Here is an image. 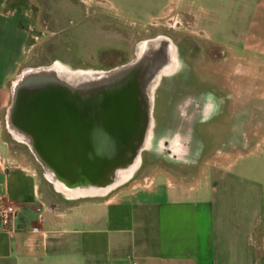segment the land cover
I'll use <instances>...</instances> for the list:
<instances>
[{"label":"crops","instance_id":"obj_1","mask_svg":"<svg viewBox=\"0 0 264 264\" xmlns=\"http://www.w3.org/2000/svg\"><path fill=\"white\" fill-rule=\"evenodd\" d=\"M25 2L0 0V119L13 94L5 127L0 120V205H26L17 231L4 229L0 220V264H264V181L258 168L244 162L212 169L202 178L205 185L200 182L185 196L178 195L163 173L147 185L122 188L109 197L106 186L72 192L49 178L46 162L74 186L100 180L99 167L131 147L138 82L145 57L157 52L152 65L157 71H145L157 78L145 138L146 147L151 145L157 128L154 95L163 79L176 76L178 54L170 37L162 34L137 42L126 60L107 63L106 58L96 60L106 57L105 36L101 44L98 30L72 29L66 53L49 67L52 81L18 90L16 96L9 82L32 39L33 16ZM106 2L144 23L174 11L168 5L157 13L127 12ZM178 4L184 32L237 55L264 54V0ZM164 69L171 70L161 73ZM10 119L30 133L44 158L15 137ZM27 150L42 164L43 175L24 160L21 153ZM141 152L130 172L110 178L112 190L132 179ZM157 175L163 176L160 182Z\"/></svg>","mask_w":264,"mask_h":264},{"label":"rangeland","instance_id":"obj_2","mask_svg":"<svg viewBox=\"0 0 264 264\" xmlns=\"http://www.w3.org/2000/svg\"><path fill=\"white\" fill-rule=\"evenodd\" d=\"M25 1L33 16L32 39L24 62L9 82L11 92L23 72L49 68L66 53L72 29L98 30L103 35L101 44L105 36L106 57L96 60L106 58L107 63H118L121 57L126 60L137 42L162 34L170 37L177 51L176 76L163 79L154 95L152 120L157 128L152 144L141 152L132 179L113 190L108 183V197L122 188L147 185L158 173L165 174L178 195L185 196L200 182L205 185L202 178L212 169L231 161L258 168L264 181V54L237 55L216 42L184 32L178 0ZM106 1L127 12L157 13L168 5L174 11L170 14L168 9L165 18L144 23L110 8ZM12 100L13 94L1 115L4 127ZM21 154L43 175L42 164L28 150ZM162 179L157 175V181Z\"/></svg>","mask_w":264,"mask_h":264},{"label":"bare ground","instance_id":"obj_3","mask_svg":"<svg viewBox=\"0 0 264 264\" xmlns=\"http://www.w3.org/2000/svg\"><path fill=\"white\" fill-rule=\"evenodd\" d=\"M158 58L159 54L157 52L153 55L151 54L145 57L144 65L146 68L145 70H143V73L141 74L138 82V119L136 121V132L134 134L131 147L129 146L128 148L124 149L123 153L120 156H117V158L114 157V159L110 160L109 164L99 167V169L97 170V175L101 178L100 180H93L91 182L88 181L84 185H72L69 180H67V178H62L58 175L57 169L50 162H46L45 165L47 167V170L49 171V178L56 182L59 187L72 192H78L81 189L87 188H102L104 186L108 187V183H110L109 180L113 175H116L120 171H127V169H129L128 171L130 172V170L134 167L139 153L146 147L145 138L150 124V97L152 89L157 83V78L155 77L154 79H152V76L148 77L149 74H145V71L155 73L157 70L155 66L153 67L152 65L154 61H157ZM168 70L171 69H164L161 73L167 72ZM51 73V68L26 70L19 76V79L14 86L15 95L17 96L18 90L25 91L30 90V88L35 89L40 85V83H43L44 85L45 83L52 81ZM80 89L82 90V88ZM9 127L17 139L29 143L33 147V150L37 153V155L40 158H44L42 152L36 147L34 139L30 135V133H27L24 130L20 129L14 123L13 119H10Z\"/></svg>","mask_w":264,"mask_h":264},{"label":"built area","instance_id":"obj_4","mask_svg":"<svg viewBox=\"0 0 264 264\" xmlns=\"http://www.w3.org/2000/svg\"><path fill=\"white\" fill-rule=\"evenodd\" d=\"M24 209H26V205L21 202L0 205V220L2 227L8 231H17L21 222L19 214Z\"/></svg>","mask_w":264,"mask_h":264}]
</instances>
